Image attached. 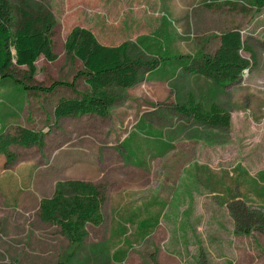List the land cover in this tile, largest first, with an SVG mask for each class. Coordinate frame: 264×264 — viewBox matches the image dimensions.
Masks as SVG:
<instances>
[{
  "label": "rangeland",
  "instance_id": "374dc122",
  "mask_svg": "<svg viewBox=\"0 0 264 264\" xmlns=\"http://www.w3.org/2000/svg\"><path fill=\"white\" fill-rule=\"evenodd\" d=\"M7 1L16 22L20 11L53 22L55 60L38 59L31 83L25 67L12 68L25 85L88 91L74 80L80 62L64 49L77 26L160 65L114 90L105 118L55 121L57 99L73 96L69 86L47 94L0 80V135L17 127L44 135L42 149L12 145V160L0 155V264H264V10L254 12L248 0L234 9L207 8L210 0ZM234 28L254 56L241 53L253 62L238 84L223 89L183 71ZM189 96L203 109L218 104L230 125L178 113ZM68 180L104 195L103 222L87 225L79 246L38 218L40 200Z\"/></svg>",
  "mask_w": 264,
  "mask_h": 264
},
{
  "label": "trees",
  "instance_id": "16d2710c",
  "mask_svg": "<svg viewBox=\"0 0 264 264\" xmlns=\"http://www.w3.org/2000/svg\"><path fill=\"white\" fill-rule=\"evenodd\" d=\"M240 1L210 0L205 6L218 9L222 2V5L234 9ZM248 5L256 13L264 10V0H248ZM241 11L247 10L241 6ZM14 12L7 0H0V80H16L12 73V68L16 66L26 68L24 80L31 83L34 81L38 59L42 57L48 62L55 60L51 40L53 22L49 16L35 19L23 11H20V21L16 22ZM217 39L218 46L212 54L193 57L189 62L182 63V69L224 89L238 84L245 71H250L253 61L241 53H249L252 60L254 56L246 47L240 30L236 28L221 33ZM64 49L68 56L80 62L81 68L74 80L82 79L88 87L86 93L77 92L74 83L54 82L44 88L28 86L16 80L25 90L47 94L60 85L71 88L73 96L59 97L53 106L55 121L90 115L107 117L117 101L113 95L114 90L134 87L143 72H153L160 65L159 61L133 57L127 43L116 47L102 45L90 30L79 26L69 32ZM176 110L208 127L227 128L230 125L229 113L218 104L212 103L208 109H203L192 96ZM12 145L42 149L44 135L21 127L15 128L13 134L0 135V155L6 156L8 162L13 159L9 152ZM103 202V193L91 183L83 180L58 182L52 195L40 200L38 218L42 223L58 226L70 244L79 246L87 237V225L98 227L102 224Z\"/></svg>",
  "mask_w": 264,
  "mask_h": 264
},
{
  "label": "crops",
  "instance_id": "0c3cea01",
  "mask_svg": "<svg viewBox=\"0 0 264 264\" xmlns=\"http://www.w3.org/2000/svg\"><path fill=\"white\" fill-rule=\"evenodd\" d=\"M98 42H99V41H98ZM100 44H101V43H100ZM102 45H103V44H102ZM105 46H106V45H105ZM108 47H110V46H108ZM113 47H116V46H113ZM207 81H209V80H207ZM209 83L212 84L210 81H209ZM212 85H213V84H212ZM213 86H214V85H213Z\"/></svg>",
  "mask_w": 264,
  "mask_h": 264
}]
</instances>
